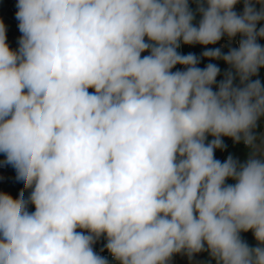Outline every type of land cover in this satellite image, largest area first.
I'll use <instances>...</instances> for the list:
<instances>
[{
	"label": "clouds",
	"instance_id": "obj_1",
	"mask_svg": "<svg viewBox=\"0 0 264 264\" xmlns=\"http://www.w3.org/2000/svg\"><path fill=\"white\" fill-rule=\"evenodd\" d=\"M196 2L198 27L189 0H17L15 51L0 21V153L31 190L0 193V264H109L102 235L118 264L205 245L217 264H264V87L245 84L264 67V0L242 14L239 0ZM225 34L238 49L202 56L245 86L229 71L213 91L220 69L177 49ZM221 137L251 147L247 161L216 159Z\"/></svg>",
	"mask_w": 264,
	"mask_h": 264
},
{
	"label": "crops",
	"instance_id": "obj_2",
	"mask_svg": "<svg viewBox=\"0 0 264 264\" xmlns=\"http://www.w3.org/2000/svg\"><path fill=\"white\" fill-rule=\"evenodd\" d=\"M206 7V3L204 5ZM189 9L194 13V20H193V25L196 26L197 23L200 22V20L202 19V14L198 11V3L196 2V0H189ZM147 40V38H146ZM19 41V40H17ZM9 48L12 50H17L18 47H13L11 45H9ZM238 49V47H237ZM178 53H180V47L177 49ZM231 65L228 64L227 66V71L226 73L229 71V67ZM180 71H184L185 66L181 67L179 69ZM225 79V78H224ZM255 77H253L252 81H255ZM233 86L235 87H243V85H238L235 84L233 82ZM245 86V85H244ZM89 91H91V89H89ZM254 134L256 135L257 139H256V144L257 146L264 148V116H261L258 121H257V126L256 128L253 130ZM208 139V137H207ZM206 139V143L208 142ZM213 138H209V140H212ZM222 151L223 148L221 149H216L214 152V156L216 157L217 154L221 153L219 151ZM238 151H240V155L246 157H250L251 153H252V149L251 147L245 145L243 143V140L240 141L239 146H238ZM223 152V151H222ZM222 154V153H221ZM224 155V154H223ZM227 156V155H226ZM225 157V156H222ZM219 160V159H218ZM11 182H14L13 180ZM11 182L9 181V183L6 184H11ZM2 186V185H0ZM13 186V185H12ZM11 190H9V192H6L7 194L10 193ZM240 237L241 239L246 242L249 247L254 248L258 246V242L253 234L252 230H249L247 232H240ZM98 243L100 244H106V237L104 235H102L98 240ZM205 249L204 251L198 252V253H194L191 258H189V256L186 254V252H180V253H176L171 257V260L168 262V264H217V260L214 259L210 252L207 250V246L205 245ZM111 264H118L117 261L112 262Z\"/></svg>",
	"mask_w": 264,
	"mask_h": 264
},
{
	"label": "rangeland",
	"instance_id": "obj_3",
	"mask_svg": "<svg viewBox=\"0 0 264 264\" xmlns=\"http://www.w3.org/2000/svg\"><path fill=\"white\" fill-rule=\"evenodd\" d=\"M243 9H244V5H243V7H241L240 2H238L233 7V10L237 14H242L243 13ZM241 39H243L241 34H237L236 36H234L232 38H229L227 36V34H225V35H223V39L220 41V46L227 47L228 52H229L230 49H234V48L237 49V47H239V42L241 41ZM11 46L19 47L18 41H16L15 44H13ZM12 50L15 51L14 49H12ZM227 66H228V64H227ZM227 66H226V69H227ZM229 71H231L232 74H233V77H234L233 82L235 84H238V85L239 84L243 85V84H241L239 76L236 74V71H235V69L232 66L229 67ZM253 77H255L256 80L259 79L260 82H261L262 87H264V67H261L258 70V73L256 75H254V76H251L249 78V81H246L245 84L247 82L252 81ZM91 91H94V90L91 89ZM211 137L212 136H210V135L208 136V139H207L208 142L211 141V140H209V138H211ZM221 139H222L223 144L225 145V147L222 150L223 152L221 150L219 151L222 154L221 153L217 154L216 157H215L216 159H219L221 162H224L227 159V157L229 155H231L234 159L238 160L239 163H245L247 161L248 157L245 158L244 156L240 155V151H238V146H239L240 142H234L233 139L230 138V137H221ZM0 155L3 158H5L3 153H0ZM222 156H225V157H222ZM13 181H14V185L13 186L12 185L9 186V184H4V185L0 186V193H6V192H9V190H11V192L8 193V194L11 195L15 199V198H19V194H20L21 190H24V196H25V199H27V197L30 195V191L31 190L24 189V183H23V181H20V180L17 179V173L16 172H14V174H13ZM226 183L227 184H234L235 181L232 180L231 178H229L228 180H226ZM78 231H80V230L78 229Z\"/></svg>",
	"mask_w": 264,
	"mask_h": 264
},
{
	"label": "built area",
	"instance_id": "obj_4",
	"mask_svg": "<svg viewBox=\"0 0 264 264\" xmlns=\"http://www.w3.org/2000/svg\"><path fill=\"white\" fill-rule=\"evenodd\" d=\"M17 11V0H0V21H2L5 26L6 43L8 46L15 44V42L19 40L22 35L18 27L19 21L16 18ZM149 54L150 53L148 51H145L141 55L143 57ZM176 66L171 71H174ZM181 67H183V65H178L175 71L179 70ZM4 160L5 158L0 155V185L9 183L8 174L11 171L10 164L4 163ZM11 184L14 185V182H11ZM104 246L105 244H100L98 241H96L93 244V250L96 253L106 257L109 260V264H111L115 260Z\"/></svg>",
	"mask_w": 264,
	"mask_h": 264
},
{
	"label": "trees",
	"instance_id": "obj_5",
	"mask_svg": "<svg viewBox=\"0 0 264 264\" xmlns=\"http://www.w3.org/2000/svg\"><path fill=\"white\" fill-rule=\"evenodd\" d=\"M239 2L241 4V7H243V5H244L243 0H239ZM262 7H264V3H255V8L258 11ZM198 25H199V23L196 24L197 27H198ZM260 27H264V20H261V21H259L257 23V30H259ZM222 39H223V36L221 37V39L216 44H210V45H201V44L188 45V44H184L182 41L180 42V54L181 55H187V54L191 53V54H194L195 56H197L199 58V63L197 64V67L203 69L208 64L211 63V64H215L220 69V72H219V74H218V76L216 78V83L212 85L213 91H217L218 90L219 81H223L224 80L227 63L223 59L205 58V57L202 56V53L205 50H208V49L220 48L222 54H227L228 53L227 47L220 46V41ZM257 43L260 44L262 47H264V37H258L257 38ZM178 65L176 66L174 71L177 69ZM10 167H11V171L8 174V178H9V181L11 182L13 180V174H14V172H16V170H15V168L12 165H10ZM26 190H30V189H26ZM28 210L29 211H34L35 210L34 206L33 205H29V209Z\"/></svg>",
	"mask_w": 264,
	"mask_h": 264
},
{
	"label": "water",
	"instance_id": "obj_6",
	"mask_svg": "<svg viewBox=\"0 0 264 264\" xmlns=\"http://www.w3.org/2000/svg\"><path fill=\"white\" fill-rule=\"evenodd\" d=\"M221 81H219V83H220Z\"/></svg>",
	"mask_w": 264,
	"mask_h": 264
}]
</instances>
